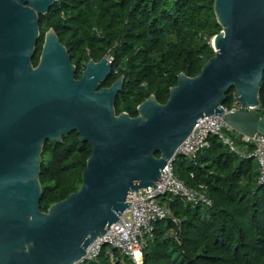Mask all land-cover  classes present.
<instances>
[{"label": "water", "instance_id": "1", "mask_svg": "<svg viewBox=\"0 0 264 264\" xmlns=\"http://www.w3.org/2000/svg\"><path fill=\"white\" fill-rule=\"evenodd\" d=\"M56 2L0 0V264L79 263L127 211L130 193L158 187L199 119L225 114L231 90L242 109L225 115L229 126L250 139L264 134V116L254 110L264 79V0H215L222 27L212 39L215 56L198 76L180 73L166 103L147 98L136 117L116 110L125 75L103 87L109 57L89 60L77 78L51 28L34 64L41 16ZM73 132L92 147L82 185L43 211L44 147Z\"/></svg>", "mask_w": 264, "mask_h": 264}, {"label": "trees", "instance_id": "2", "mask_svg": "<svg viewBox=\"0 0 264 264\" xmlns=\"http://www.w3.org/2000/svg\"><path fill=\"white\" fill-rule=\"evenodd\" d=\"M215 0H57L41 16V38L33 62L38 64L46 32L53 28L68 48L80 78L86 63L112 56L113 71L103 86L122 75L125 85L116 102L118 114L138 115L151 95L166 103L178 76H198L215 56L212 39L222 31ZM257 113L264 116V79ZM234 90L224 106L234 105ZM240 141L242 135L233 132ZM92 154L89 143L73 132L62 143L48 141L43 151L41 209L79 190ZM160 156V153H157ZM176 176L203 190L213 204L193 206L166 195L161 202L181 220L155 223L144 249V264H264V184L253 158H240L218 137L195 159L177 155ZM105 246L100 257L83 264H112Z\"/></svg>", "mask_w": 264, "mask_h": 264}, {"label": "built area", "instance_id": "3", "mask_svg": "<svg viewBox=\"0 0 264 264\" xmlns=\"http://www.w3.org/2000/svg\"><path fill=\"white\" fill-rule=\"evenodd\" d=\"M239 109H242V106L234 101L232 108L225 107V114H213L199 119L192 134L183 142L175 157L163 170L161 180L157 183L158 187H149V191L143 189V192L140 190L138 193H130L128 201L132 204L127 211L111 226L105 236L98 238L89 247L86 257L77 264L97 260L105 246L120 254L117 257L110 251L112 264H144V249L149 239L153 237L155 223L158 220H170L177 226L181 223L172 209L161 202L163 196H177L185 204L193 206L199 204L211 206L212 199L203 190L192 188L179 179L174 169L177 155L195 159L203 149L210 146L211 136L218 137L240 158L255 159L260 170L259 183L264 184V134H256L252 139L242 136L238 141L233 136L234 130L225 119L227 113Z\"/></svg>", "mask_w": 264, "mask_h": 264}, {"label": "rangeland", "instance_id": "4", "mask_svg": "<svg viewBox=\"0 0 264 264\" xmlns=\"http://www.w3.org/2000/svg\"><path fill=\"white\" fill-rule=\"evenodd\" d=\"M107 57H109V59L112 61V59H113L112 56H107ZM256 111H257V110H256ZM109 250H111L110 247H109Z\"/></svg>", "mask_w": 264, "mask_h": 264}, {"label": "flooded vegetation", "instance_id": "5", "mask_svg": "<svg viewBox=\"0 0 264 264\" xmlns=\"http://www.w3.org/2000/svg\"><path fill=\"white\" fill-rule=\"evenodd\" d=\"M86 64H87V63H86ZM85 66H86V65H85ZM84 69H85V68H84ZM84 69H83V70H84ZM82 72H83V71H82ZM81 76H82V75H81ZM109 79H110V78H109ZM103 87H107V86H103Z\"/></svg>", "mask_w": 264, "mask_h": 264}]
</instances>
